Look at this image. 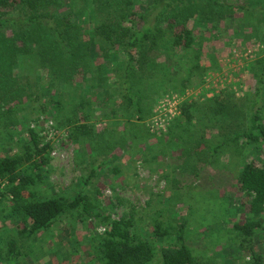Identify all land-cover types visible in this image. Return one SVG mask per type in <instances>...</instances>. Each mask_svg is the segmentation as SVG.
I'll use <instances>...</instances> for the list:
<instances>
[{
    "label": "trees",
    "instance_id": "obj_1",
    "mask_svg": "<svg viewBox=\"0 0 264 264\" xmlns=\"http://www.w3.org/2000/svg\"><path fill=\"white\" fill-rule=\"evenodd\" d=\"M223 22L236 31L240 27L248 40L264 47V0H0V34H6L0 37V142L2 127L16 125L22 110L46 96L50 99L41 103L42 113L51 109L77 144L127 148L131 139L136 146L140 141L148 147L151 141L158 148L163 138L147 127L144 113L151 111L155 95L181 92L206 74L200 41L205 32L220 33ZM168 52L171 58H160ZM29 64L47 74L45 80L35 78L38 92L35 81L23 80L32 72ZM249 70L256 86L245 109L210 99L204 103L209 109L205 122L197 117L202 105L186 102L183 118L170 128L168 144L174 139L183 154L199 160L198 173L227 148L239 147L241 154L252 147L264 154V55L251 61ZM223 118L227 131L207 138ZM104 120L107 124L99 127ZM28 131L29 138L16 143L17 151L9 154L0 147V202L10 199V214L23 225L0 249V264H18L27 244L62 216L83 217L94 207L90 194L82 191L73 198L38 194L35 185L44 178L49 145H42L35 129ZM199 131L204 133L197 139ZM259 155L239 167V189L252 198L247 219L232 226L250 244L253 264L264 261L252 245L264 230V157ZM101 220L108 228L96 245L99 264H153L159 250L162 264H200L185 239L186 222L164 227L157 220L155 239L168 240L158 248L141 235L133 218L106 215Z\"/></svg>",
    "mask_w": 264,
    "mask_h": 264
},
{
    "label": "rangeland",
    "instance_id": "obj_2",
    "mask_svg": "<svg viewBox=\"0 0 264 264\" xmlns=\"http://www.w3.org/2000/svg\"><path fill=\"white\" fill-rule=\"evenodd\" d=\"M221 28L220 33L205 32L207 40L200 41L203 61L209 67L206 74L181 92L155 95L151 111L144 113L147 127L163 138L158 148L151 141V146L140 144V141L136 146L131 139L127 148L106 144L101 149H90L77 144L69 138V131L60 120L50 114L51 109L42 113L41 103L50 99L46 96H40V102L22 110L16 125L2 127L4 137L0 147L9 154L19 149L17 142L29 138L28 128L35 129L42 145H49L44 178L35 185L40 196L61 194L73 198L82 191L94 200V207L83 217L64 215L49 230L29 242L18 264H99L96 245L108 228L101 220L106 215L113 219L133 218L136 229L158 248L168 240L155 239L153 230L157 220H163L164 227L186 222L185 239L200 264H253L250 244L243 243L232 231V226L234 221L247 219L252 196L239 189L238 173L242 161L253 159L259 155L257 151L248 147L239 154V147L227 148L198 173L196 161L199 160L183 154L174 139L172 145L168 144L174 132L170 128L183 118L186 102H199L202 107L197 117L202 116L207 122L209 109L204 103L209 104L210 99L219 98L232 107L245 109L249 94L254 93L256 80L249 63L264 55V47L248 40L240 27L236 31L232 24L226 26L223 22ZM5 35L0 34V37ZM171 55L168 52L160 58H171ZM28 66L32 70L27 75L30 78L24 76L23 80L35 81L33 88L38 92L35 78L45 80L47 74L32 64ZM81 79L82 75L77 81ZM51 97L55 99L56 95ZM21 100L22 97L18 99ZM106 124L104 120L97 125L104 127ZM227 125L228 121L223 118L207 138L227 131ZM193 132L192 129L191 134ZM201 132L204 133L195 132L197 139ZM119 136L117 131L114 138L117 140ZM185 137L189 139L188 135ZM162 149L164 154L160 152ZM259 156L264 157V154ZM92 166L96 168L90 178ZM10 205L8 198L0 202V249H5L7 241L23 227L10 214ZM252 245L257 253L264 254V230L258 231ZM153 262L162 264L160 250Z\"/></svg>",
    "mask_w": 264,
    "mask_h": 264
}]
</instances>
